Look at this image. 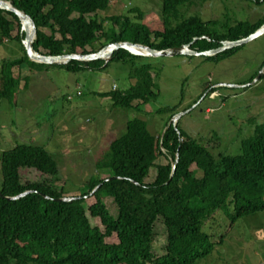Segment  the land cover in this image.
<instances>
[{"label":"trees","instance_id":"obj_1","mask_svg":"<svg viewBox=\"0 0 264 264\" xmlns=\"http://www.w3.org/2000/svg\"><path fill=\"white\" fill-rule=\"evenodd\" d=\"M8 1L32 19L35 37L31 46L46 55L94 52L97 50L86 46L100 39L104 40L101 47L130 41L159 50L197 37L190 48L206 50L219 46L222 40L245 37L264 23L263 18L229 25L190 15L171 25L170 17H176L179 7L193 0H161L162 29H149L126 15L105 17L109 22L105 28L104 19L88 15L106 9L109 0ZM13 24L17 25L15 35H11ZM20 28L17 16L0 8V43L14 40L22 51L21 56L2 61L0 67V98L8 101L20 79L12 75L11 67H22L23 61L34 67L48 65L28 59ZM237 48L205 58L217 61ZM143 58L123 48L113 50L108 61L129 63L128 77L133 83L123 90L99 94L109 97L113 106L125 108L154 101L157 91H153L151 65ZM107 64L102 59H72L50 65L93 71ZM176 107L158 111L169 110L171 117ZM167 123L161 135H154L143 119H127L124 131L95 162L98 175L88 179L84 192L67 200H58L65 195L54 185L57 164L42 146L19 143L0 151V264H194L211 254L223 238L221 234L215 240L217 233L211 231L220 211H226L230 225L242 216L264 211V123L255 125L236 154H214L202 139L187 135L177 122L175 126L170 120ZM160 156L165 161L156 163ZM152 167L154 175L147 181ZM22 168L49 178L22 181ZM23 191L28 192L8 198ZM90 195L94 201L87 203ZM101 196L112 198L115 216L108 213ZM162 231L164 239L157 245L156 237Z\"/></svg>","mask_w":264,"mask_h":264},{"label":"rangeland","instance_id":"obj_2","mask_svg":"<svg viewBox=\"0 0 264 264\" xmlns=\"http://www.w3.org/2000/svg\"><path fill=\"white\" fill-rule=\"evenodd\" d=\"M161 5V0H109L106 9L88 17L126 15L149 29H162ZM190 15L229 25L241 20L255 22L264 18V2L193 0L180 6L177 16L169 21L175 25ZM104 20L106 28L109 22ZM16 32L17 25L13 24L11 35ZM103 42L100 39L86 49L98 50ZM235 47L229 56L217 61L196 54L144 56L142 60L151 65L157 97L137 108L113 106L109 97L99 94L123 90L133 83L128 77L129 63L103 61L108 64L99 70L68 71L51 65L34 67L23 61L22 67L10 69L20 78L13 99L0 98V151L19 143L42 146L57 164L54 185L67 197L84 192L88 179L98 175L95 162L108 152L110 141L124 131L129 118L143 119L149 132L161 135L167 122L177 117L179 128L190 137L202 139L214 154H236L255 125L264 123V31ZM21 55L16 41L0 43V67L2 61ZM173 105L177 107L171 117L169 110L158 111ZM159 161L164 162V157L156 163ZM154 172L155 168H150L145 180H151ZM19 173L22 181L49 178L28 168ZM85 200L91 203L94 198L90 195ZM101 200L115 216L112 198L101 196ZM212 226L211 231L217 233L215 240L221 234L223 238L211 254L194 264H264V211L242 216L231 225L226 211H220ZM159 235L157 245L164 239L163 231Z\"/></svg>","mask_w":264,"mask_h":264},{"label":"water","instance_id":"obj_3","mask_svg":"<svg viewBox=\"0 0 264 264\" xmlns=\"http://www.w3.org/2000/svg\"><path fill=\"white\" fill-rule=\"evenodd\" d=\"M0 8L5 9L8 11L13 12L21 25L20 31L24 33L23 39L21 41L23 48L25 50V54L28 57L29 60L44 63V64H65L69 60H79V61H89V60H95V59H102L104 62L108 61L110 58L111 53L113 50L123 48L126 49L129 53L135 54V55H142V56H171L175 54H196V55H203V56H210L213 54H216L218 52L224 51L226 49L239 46L254 37L258 36L264 31V23H262L259 27H257L253 32L249 33L245 37H241L236 40H222L220 42V45L215 48H210L207 50H192L189 49V43L188 44H181L178 46L173 47H167L164 49H152L151 47L139 43H132L130 41H120L115 43H109L104 46H102L100 49L94 52L89 53H62L59 55H46L43 53H40L39 51H36L32 48L31 43L35 37V25L32 21V19L22 10H19L12 6L8 0H0ZM195 39V38H194ZM128 46H133L135 48L141 49L143 52L140 53H133L128 49ZM177 117L171 118V124L175 126ZM167 126V125H166ZM177 161V154L175 155V159L173 161V164L171 166V172L174 170V164ZM98 186H95L90 194L97 188ZM28 191H23L17 195L8 197V198H18L24 194H26ZM71 198L67 196H63L58 198V200H67Z\"/></svg>","mask_w":264,"mask_h":264},{"label":"bare ground","instance_id":"obj_4","mask_svg":"<svg viewBox=\"0 0 264 264\" xmlns=\"http://www.w3.org/2000/svg\"><path fill=\"white\" fill-rule=\"evenodd\" d=\"M128 49L131 51V52H134V53H140V52H143L141 49L139 48H135L133 46H128Z\"/></svg>","mask_w":264,"mask_h":264},{"label":"clouds","instance_id":"obj_5","mask_svg":"<svg viewBox=\"0 0 264 264\" xmlns=\"http://www.w3.org/2000/svg\"><path fill=\"white\" fill-rule=\"evenodd\" d=\"M170 122H171V120H170Z\"/></svg>","mask_w":264,"mask_h":264},{"label":"crops","instance_id":"obj_6","mask_svg":"<svg viewBox=\"0 0 264 264\" xmlns=\"http://www.w3.org/2000/svg\"><path fill=\"white\" fill-rule=\"evenodd\" d=\"M134 104V103H133ZM125 125V124H124Z\"/></svg>","mask_w":264,"mask_h":264}]
</instances>
